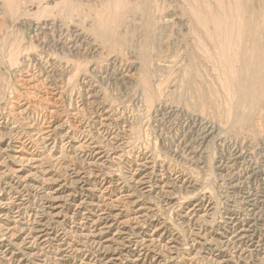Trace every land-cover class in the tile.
<instances>
[{"label": "rangeland", "instance_id": "obj_1", "mask_svg": "<svg viewBox=\"0 0 264 264\" xmlns=\"http://www.w3.org/2000/svg\"><path fill=\"white\" fill-rule=\"evenodd\" d=\"M215 1L221 4L219 5ZM229 1L230 3L227 0H0V264H106L107 260L116 252L122 253V259L117 264H215V259L220 260V257L230 259V264L259 263L260 260H263L261 258L264 257V246L254 253L247 252L245 254L237 250L234 245H229L222 252L215 245H211L206 252L202 250V245L198 243L196 236V233L201 231L216 243L221 238L219 233H223L226 228L227 213H232L236 218H242L239 221L240 225L242 223L245 226L252 225L251 213L247 207H244L241 198L247 193L254 197L264 190V0ZM7 4L13 5V13L9 12ZM230 5L231 8L228 9ZM24 6L26 7L24 8ZM217 6H224V8ZM219 8L225 11L222 12ZM228 10H231L232 14ZM234 11H238V14H234ZM203 14L207 19L206 25L199 21L200 17L204 18ZM214 16L221 20L229 17L227 18L228 22L225 21L226 25L223 24L217 29L218 25ZM44 21L55 23L57 28L50 27L51 30L46 31V35L43 33L37 35L35 29L38 24H42ZM202 24L205 26L204 28ZM231 27L232 29L234 27L233 31ZM236 28L238 30L241 28V30L237 32ZM235 35L236 37L240 36L241 42ZM51 38L52 40H50ZM58 39L64 43L59 44ZM230 40L234 53L240 54L237 55L238 58H234L235 54L232 57L227 55H225L226 58L223 57V47H228ZM28 51L29 53H27ZM244 53L247 54L244 56ZM10 59H12L11 62ZM229 61H232L233 66L236 65L234 73L232 72L233 75L230 71H224L226 67L230 66ZM51 62L52 64H50ZM53 64L55 66H52ZM219 64L221 65L219 66ZM72 72L73 76H70ZM218 73L219 75H217ZM133 74H136V77H133ZM29 77L32 78V82L27 81ZM84 78L93 85L92 94L96 95L94 100H97V104L92 105L86 98H83L86 91L81 81ZM226 78H230L229 85L224 84ZM241 83L244 85L240 86ZM131 85L133 86L130 87ZM156 85L158 88L155 87ZM221 87H223L222 90ZM148 88L156 92V98L150 102L146 101L149 102L148 104L139 102V97L147 93ZM158 89L160 93H158ZM53 91L54 93H52ZM103 100L106 106L112 107L116 116L120 117V121L118 126L115 124L108 130V134L105 130H102L101 134L98 131L100 136L97 137L95 132H97L98 126L96 125L97 128H95L94 121L102 111L99 105ZM53 104L55 105L53 106ZM138 104L140 105L138 106ZM137 124L139 127L136 126ZM31 125L37 129L40 128L41 132L47 130L49 125H52L53 128L58 127L59 130L53 135L54 140L59 141L63 135H66L73 137L74 141H80V144L81 142L84 144L95 142L110 154L109 161L103 164L105 166L99 167V169H103L99 176L93 172L89 174L91 170L87 162L95 160L96 157L93 153L72 151L73 149H70L68 143L70 137H63L64 141L58 143L57 150H51L53 142L46 150L40 140L31 137L29 133ZM189 126L194 129L197 135L203 129L212 131L211 136L207 138L208 140L206 139L207 141H201L197 137V141L194 143V147L198 149L196 155L186 153L181 140H179ZM110 135L117 138L113 139ZM125 135L129 139L131 138L130 141H133L126 144L122 152L117 151V154H113L117 150L116 146L122 145L124 141L127 142L128 139ZM144 137L147 139L145 140ZM23 144L27 147L24 148ZM170 149L172 150L170 151ZM155 151L156 153H154ZM234 154L242 156L237 166L239 175L243 177L248 173L252 175L251 179L243 185L244 187L242 186L236 193L229 189L227 183L229 179L226 177L224 169ZM14 155L27 158L44 156L42 163L45 166L41 163L40 167L34 168L30 162L27 163L21 159L18 161ZM52 158L54 159L52 160ZM145 159L153 162L157 160L156 165H163L167 178H165V183L167 182L166 185L169 187L166 186L164 191L155 189L150 194L143 196L136 194V197L131 200H136V203L121 201L120 203L114 202V206H108L107 209L116 215V219L113 220V225L110 228L96 233V242L93 244L94 242H91V239L86 235L88 231L85 230L87 226L83 220L84 211H77L76 205L84 196L78 184L71 183L73 172L81 168L80 172H85L90 176L93 188L104 190L109 186L105 198L115 200L120 191L134 192L133 188L127 186L124 178L132 175L139 164L145 162ZM17 170L19 173H16ZM30 172H32L31 176ZM28 183L35 184V188L31 189ZM42 188L48 193L51 192V195L44 200L40 195ZM69 194L71 195L68 196ZM96 198L97 196H92V199ZM42 202H46V205L51 209L57 208L52 212L56 217L46 216V222L52 228L51 231L54 232L55 238L40 247L36 244V240L35 243L30 241L28 230H23L19 225L15 227V224L5 219L3 214L6 212L15 213L20 209L21 216H24L25 220L31 221V216H28L30 210L38 207ZM200 204L207 210H203ZM140 206L145 208L144 215L135 219ZM185 213L188 214L186 219L182 217ZM120 220L122 221L120 222ZM192 220L193 222H191ZM6 223L9 224L10 230H7ZM120 228H124L133 237H135V233L142 231L144 235H150L153 242L149 244L127 242L129 247L124 249L120 242L123 239L125 241L124 236L116 234ZM256 236L257 238L258 236L263 237L264 230L257 228Z\"/></svg>", "mask_w": 264, "mask_h": 264}, {"label": "bare ground", "instance_id": "obj_2", "mask_svg": "<svg viewBox=\"0 0 264 264\" xmlns=\"http://www.w3.org/2000/svg\"><path fill=\"white\" fill-rule=\"evenodd\" d=\"M86 1V0H85ZM90 1V0H89ZM224 1V0H223ZM229 3H230V1L229 0H227ZM238 1V0H237ZM242 1V0H241ZM20 2V1H19ZM82 2V1H81ZM84 2V1H83ZM88 2V1H87ZM210 2V1H209ZM209 2H208V4H209ZM216 2V1H215ZM218 2V1H217ZM216 2V3H217ZM226 2V1H225ZM233 2H234V0H233ZM5 3V2H4ZM7 3V2H6ZM155 3H156V1H155ZM193 4H197V5H199L198 3H195V2H192ZM236 3V5H237V2H235ZM26 4V3H25ZM27 4H29V3H27ZM40 5H41V3H39ZM189 4H190V2H189ZM217 4H219V3H217ZM221 4V3H220ZM219 4V5H220ZM5 5V7H6V4H4ZM205 5H206V2H205ZM216 5V4H215ZM28 6V5H27ZM188 6V5H187ZM224 6H225V4H224ZM224 6H222L223 8H224ZM233 6V5H232ZM7 7L10 9L9 10V12L10 13H13L14 12V8H13V5H10V4H7ZM26 6H24V8H25ZM137 7V6H136ZM178 7V6H177ZM204 7H206V6H204ZM203 7V8H204ZM217 7H220V8H222L221 6H217ZM238 7V6H237ZM184 8V7H183ZM190 8V7H189ZM197 8V7H196ZM213 8V7H212ZM219 8V10L221 11L222 9H220ZM229 8H231V5L230 6H228V9ZM3 9V8H2ZM27 9V8H26ZM188 9V8H187ZM194 9V8H193ZM198 9V8H197ZM196 9V10H197ZM208 9V7L206 8V10ZM239 9V8H238ZM237 9V10H238ZM4 10V9H3ZM8 10V9H7ZM23 10V9H22ZM115 10V9H114ZM113 10V11H114ZM117 10V9H116ZM189 10V9H188ZM209 10H210V8H209ZM236 10V9H235ZM245 10V9H244ZM38 11V10H37ZM180 11V10H179ZM192 11V10H191ZM210 11H212V10H210ZM210 11H208V12H210ZM225 10H222V12H224ZM229 11V10H228ZM231 11V10H230ZM229 11V12H230ZM239 11V10H238ZM238 11L236 12V11H234L235 13L234 14H238ZM207 12V13H208ZM243 12V11H242ZM16 13V12H15ZM140 13H142V12H140ZM184 13V12H183ZM217 13V12H216ZM231 13V12H230ZM103 14V13H102ZM191 14V13H190ZM194 14V13H193ZM200 14H201V12H200ZM217 14H219V13H217ZM232 14V13H231ZM231 14H229V15H231ZM236 14V15H237ZM204 15V14H203ZM211 15V14H210ZM235 15V16H236ZM239 15H240V13H239ZM239 15H238V17H239ZM2 16V15H1ZM75 16V15H74ZM138 16V15H137ZM195 16V15H194ZM194 16H193V18H194ZM198 16H200V15H198ZM216 16V15H215ZM214 16V20H215V22H216V24L218 25V27H217V29L219 28V26H222L223 24H225L226 22L225 21H227L228 22V20H227V18H229V17H225L224 19L225 20H221V19H219V18H217V17H215ZM219 16V15H218ZM225 16H227V15H225ZM232 16V15H231ZM36 17V16H35ZM85 17V16H84ZM220 17V16H219ZM233 17V16H232ZM238 17H236V18H238ZM244 17V16H243ZM55 18V17H54ZM197 19H198V17H196ZM195 18V19H196ZM211 18V17H210ZM231 18V17H230ZM240 18V17H239ZM10 20V19H9ZM78 20V19H77ZM138 20V19H137ZM199 20V19H198ZM207 19H206V16L204 15V18L203 17H200V22L201 23H203L204 25H206L205 23H207V21H206ZM238 20H240V19H238ZM32 21H34V20H32ZM139 21V20H138ZM232 22H233V20H231ZM240 21H242V20H240ZM31 22V21H30ZM38 22V21H37ZM76 22V21H75ZM198 22V21H197ZM234 22H235V20H234ZM31 23H33V22H31ZM30 23V24H31ZM106 23V22H105ZM239 23V22H238ZM34 24V23H33ZM202 24V25H203ZM211 24V23H210ZM232 24H234V23H232ZM241 24V23H240ZM2 25V24H1ZM82 25V24H81ZM202 26L203 28L205 27V26ZM226 25V24H225ZM30 26V25H29ZM104 26H106V25H104ZM215 26H213L214 28H215ZM234 26V25H233ZM50 27H56V25H55V23H50V22H48V21H44L42 24L40 23V24H38V26L36 27V32H37V35H39V34H42L43 33V35L45 34L46 35V31L48 32L49 30H51V28ZM199 27H200V24H199ZM224 27V26H223ZM240 27V26H239ZM241 27H242V25H241ZM57 28V27H56ZM98 28V27H97ZM221 28V27H220ZM30 29V28H29ZM32 29V28H31ZM30 29V30H31ZM207 29V28H206ZM216 29V30H217ZM225 29V28H224ZM233 29H234V27H233ZM233 29H232V27H231V30L233 31ZM61 30V29H60ZM76 30V29H75ZM143 30V29H142ZM227 30V29H226ZM239 30H241V28H239ZM239 30L236 28V31L237 32H239ZM34 31V30H33ZM99 31V30H98ZM220 31H221V29H220ZM52 32H53V29H52ZM62 32V31H61ZM224 32H225V30H224ZM227 32V31H226ZM241 32V31H240ZM161 33V32H160ZM203 33H205V32H203ZM206 33H207V31H206ZM217 33V32H216ZM230 33V32H229ZM244 33V32H243ZM48 34V33H47ZM63 34H65V33H63ZM103 34V33H102ZM105 34V33H104ZM207 34H209V33H207ZM218 34V33H217ZM226 34V33H225ZM224 34V35H225ZM244 34H246V33H244ZM52 35V34H51ZM54 35V34H53ZM32 36V35H31ZM49 36V35H48ZM197 36V35H196ZM230 36V35H229ZM52 37V36H51ZM61 37V36H60ZM205 37H207V36H205ZM217 38H218V36H216ZM235 37H236V35H235ZM240 36H237L236 38H238L237 40H239L240 41V38H239ZM47 38V37H46ZM53 38V37H52ZM52 38L50 39V40H52ZM57 38V37H56ZM68 38V37H67ZM78 38V37H77ZM82 38V37H81ZM198 38V37H197ZM196 38V39H197ZM225 39H226V36L224 37ZM76 39V38H75ZM211 39H213V37H211ZM210 39V40H211ZM41 40V39H40ZM59 40V39H58ZM63 40H64V38H63ZM77 40V39H76ZM105 40V39H104ZM208 40V39H207ZM231 40H232V38H231ZM231 40L229 41L230 42V44L228 45V47H223V51H224V56H223V53H222V56L223 57H225V55H227V56H229V57H232L233 56V54H235L234 53V51H233V49H232V47H231ZM236 40V39H235ZM39 41V40H38ZM42 41H43V39H42ZM48 41V40H47ZM67 41V40H66ZM200 41V40H199ZM204 41V40H203ZM209 41V40H208ZM228 41V40H227ZM50 42V41H49ZM59 44H62V40H59V41H57ZM56 42V43H57ZM86 42H87V40H86ZM196 42H198V41H196ZM205 42V41H204ZM225 42H226V40H225ZM241 42V41H240ZM240 42H238V44L240 45ZM10 43V42H9ZM14 43V42H13ZM20 43H22V42H20ZM48 43V42H47ZM54 43V42H53ZM56 43H55V45H56ZM64 43V42H63ZM78 43H80V42H78ZM108 43V42H107ZM201 43V42H200ZM211 44H212V41L210 42ZM217 43H218V41H217ZM220 43H222L221 41H220ZM17 44V43H16ZM43 44H44V42H43ZM81 44V43H80ZM204 45L206 44V43H203ZM234 44V43H233ZM17 45H20V44H17ZM47 45H49V44H47ZM65 45V44H64ZM70 45V44H69ZM73 45V44H72ZM90 45V44H89ZM155 45V44H154ZM200 45H202V44H200ZM236 45V44H235ZM41 46H42V44H41ZM53 46V45H52ZM97 46V45H96ZM197 46V45H196ZM216 46V45H215ZM14 47H16V46H14ZM20 47V46H19ZM29 47V46H28ZM51 47V46H50ZM53 47H55V46H53ZM61 47V46H60ZM72 47H74V45L72 46ZM78 47V46H77ZM90 47V46H89ZM206 47H208V46H206ZM236 47V46H235ZM234 47V48H235ZM85 48V47H84ZM136 48V47H135ZM175 48V47H174ZM197 48V47H196ZM199 48V47H198ZM203 48H204V46H203ZM219 48H220V46H219ZM16 49V48H15ZM19 49V48H18ZM23 49V48H22ZM46 49V48H45ZM44 49V50H45ZM57 49V46H56V48H55V50ZM60 49V48H59ZM63 49H64V47H63ZM72 49V48H71ZM99 49V48H98ZM176 49V48H175ZM221 49H222V46H221ZM28 50V49H27ZM54 50V51H55ZM62 50V49H61ZM80 50V49H79ZM84 50V49H83ZM204 50V49H203ZM207 50V49H206ZM237 50V49H236ZM49 51V50H48ZM78 51V50H77ZM201 51V50H200ZM10 52V51H9ZM14 52V51H13ZM32 52V51H31ZM75 52V51H74ZM80 52V51H79ZM155 52V51H154ZM206 52H208V50L206 51ZM215 52L217 53V51L215 50ZM238 52V51H237ZM26 53V52H25ZM24 53V54H25ZM27 53H29V51L27 52ZM27 53H26V55H27ZM76 53V52H75ZM78 53V52H77ZM158 53V52H157ZM199 53H202V52H199ZM52 54V53H51ZM59 54V53H58ZM87 54V53H86ZM133 54V53H132ZM208 54V53H207ZM245 54H247V53H244V56H245ZM29 55V54H28ZM31 55H33L32 53H31ZM55 55V54H54ZM74 55V53L72 54V56ZM205 55V54H204ZM217 55V54H216ZM237 55H240V54H235V56H234V58L235 57H237ZM33 56H35V55H33ZM60 56V55H59ZM62 56V55H61ZM60 56V57H61ZM155 56V55H154ZM209 56H211L210 54H209ZM12 57H13V55H12ZM24 57V56H23ZM40 57V56H39ZM55 57V56H54ZM78 57V56H77ZM92 57V56H91ZM222 57V58H223ZM14 58V57H13ZM12 58V59H13ZM34 58V57H33ZM58 58V57H57ZM130 58V57H129ZM205 58V57H204ZM226 58V57H225ZM238 58V57H237ZM12 59H10V62H11V60ZM24 59V58H23ZM70 59V58H69ZM114 59V58H113ZM8 60H9V58H8ZM27 60V59H26ZM61 60V59H60ZM60 60H58V61H60ZM65 60V59H64ZM71 60V59H70ZM213 60H215L214 58H213ZM223 60H225L224 58H223ZM227 60V59H226ZM230 60V59H229ZM231 60H234V59H231ZM236 60V59H235ZM40 61V60H39ZM45 61V60H44ZM50 61V60H49ZM211 61V60H210ZM220 61V60H219ZM218 61V62H219ZM238 61V60H237ZM9 62V63H10ZM22 62V61H21ZM26 62V61H25ZM31 62V61H30ZM36 62V61H35ZM54 62V61H53ZM80 62V61H79ZM120 62V61H119ZM151 62V61H150ZM215 62V61H214ZM22 63H24V62H22ZM78 63V62H77ZM195 63V62H194ZM226 63H227V61H226ZM229 63H230V66L229 67H224L225 68V70L224 71H226V72H229L230 71V73L232 74V72L234 73V69H236V68H234V66H236V65H234L233 66V64H232V61L230 62L229 61ZM30 64V63H29ZM29 64H28V66H29ZM32 64V63H31ZM50 64H52V62L50 63ZM58 64V63H57ZM60 64V63H59ZM95 64V63H94ZM117 64V63H116ZM216 64V63H215ZM228 64V63H227ZM45 65V64H44ZM49 65V64H48ZM103 65V64H102ZM213 65V64H212ZM221 64H219V66H220ZM17 66V65H16ZM27 66V65H26ZM27 66V67H28ZM42 66V65H41ZM52 66H55L54 64L52 65ZM78 66V65H77ZM83 66V65H82ZM97 66V65H96ZM111 66V65H110ZM117 66V65H116ZM132 66V65H131ZM151 66V65H150ZM201 66V65H200ZM18 67V66H17ZM107 67V66H106ZM123 67V66H122ZM214 67V66H213ZM58 68H60V67H58ZM79 68H81L80 66H79ZM124 68V67H123ZM129 68V67H128ZM220 68H222V67H220ZM25 69V68H24ZM57 69V68H56ZM70 69V68H69ZM72 69V68H71ZM92 69V68H91ZM94 69V68H93ZM92 69V70H93ZM127 69V68H126ZM203 69V68H202ZM39 70V69H38ZM73 70V69H72ZM91 70V71H92ZM115 70V69H114ZM135 70V69H134ZM152 70V69H151ZM216 71H217V69H215ZM27 73H28V71L27 70H25ZM45 71V70H44ZM67 71V70H66ZM74 71V70H73ZM76 71H78L77 69H76ZM118 71V70H117ZM133 71V70H132ZM153 71V70H152ZM159 71V70H158ZM222 71V70H221ZM236 71V70H235ZM24 72V71H23ZM48 72V71H47ZM46 72V73H47ZM52 72H53V70H52ZM64 72V71H63ZM119 72V71H118ZM137 72H138V69H137ZM223 72V71H222ZM34 73V72H33ZM39 73V72H38ZM55 73V72H54ZM69 73V72H68ZM78 73V72H77ZM76 73V74H77ZM105 73V72H104ZM108 73V72H107ZM110 73V72H109ZM133 73V72H132ZM217 73V72H216ZM216 73H215V76H216ZM230 73H228V75H230ZM57 74V73H56ZM70 74V73H69ZM72 75H70V76H73V72L71 73ZM76 74H75V76H76ZM112 74V73H111ZM123 74V73H122ZM153 74V73H152ZM188 74V73H187ZM243 74V73H242ZM24 75V74H23ZM31 75V74H30ZM54 75V74H53ZM59 75H60V73H59ZM91 75V74H90ZM104 75V74H103ZM114 75V74H113ZM123 75H125V74H123ZM136 74H133V77H136L135 76ZM141 75V74H140ZM217 75H219V73L217 74ZM222 75V74H221ZM223 75H224V72H223ZM233 75V74H232ZM48 76V75H47ZM56 76H58V75H56ZM66 76V75H65ZM92 76V75H91ZM98 76V75H97ZM104 76H106V75H104ZM116 76V75H115ZM32 77V76H31ZM45 77V76H44ZM44 77H43V82L45 81L44 80ZM49 77H51V76H49ZM82 77V76H81ZM84 77V76H83ZM100 77V76H99ZM108 77V76H107ZM110 77V76H109ZM108 77V78H109ZM113 77V76H112ZM118 77V76H117ZM116 77V78H117ZM128 77V76H127ZM132 77V76H131ZM219 77V76H218ZM223 77V76H222ZM20 78V77H19ZM72 78V77H71ZM70 78V79H71ZM89 78V77H88ZM92 78H93V76H92ZM104 78V77H103ZM115 78V77H114ZM121 77H119V79H120ZM217 78V77H216ZM220 78V77H219ZM249 78V77H248ZM36 79V78H35ZM62 79V78H61ZM105 79V78H104ZM113 79V78H112ZM122 79V78H121ZM127 79V78H126ZM221 79V78H220ZM229 79L230 78H226L225 79V82H224V84L225 85H229ZM24 80H26V79H24ZM34 80V79H33ZM101 80H103V79H101ZM222 80V79H221ZM21 81V80H20ZM19 81V82H20ZM27 81H29V82H32V78H27ZM105 81V80H104ZM115 81V80H114ZM128 81V80H127ZM126 81V82H127ZM131 81H134V80H131ZM130 81V82H131ZM145 81V80H144ZM182 81V80H181ZM35 82V81H34ZM62 82V81H61ZM70 82H72V81H70ZM81 82H83V84H84V87H85V93H84V95H85V97H83V98H86V100L87 101H89V103L90 104H92V105H94V103L95 104H97L96 103V101L97 100H94L95 99V96L96 95H93L92 94V90L94 91V89H93V85L92 84H90L89 83V81H88V79L86 80V78H84V80L83 81H81ZM122 82V81H121ZM121 82H119V83H121ZM146 82V81H145ZM144 82V83H145ZM153 82V81H152ZM23 83H24V81H23ZM54 83V82H53ZM118 83V82H117ZM127 83H129V82H127ZM132 83V82H131ZM143 83V84H144ZM163 83H166V81L164 82L163 81ZM28 84V83H27ZM40 85H41V83H39ZM52 84V83H51ZM94 84V83H93ZM104 84V83H103ZM122 84V83H121ZM120 84V85H121ZM160 84V83H159ZM221 84H222V82H221ZM34 85V84H33ZM37 85H38V83H37ZM56 85V84H55ZM60 85V84H59ZM63 85V84H62ZM123 85V84H122ZM126 85V84H125ZM134 85V84H133ZM133 85H131L130 87H132ZM223 85V84H222ZM221 85V86H222ZM242 85H244L243 83H241V85L240 86H242ZM29 86H31V85H29ZM28 86V87H29ZM46 86V85H45ZM57 86V85H56ZM64 86V85H63ZM81 86V85H80ZM127 86V85H126ZM163 86V85H162ZM236 86V85H235ZM6 87V86H5ZM26 87V86H25ZM34 87V86H33ZM35 87H36V84H35ZM50 87V86H49ZM125 87V86H124ZM155 87H157V85L155 86ZM161 87V86H160ZM52 88V87H51ZM67 88V87H66ZM158 88V87H157ZM199 88V87H198ZM240 88V87H239ZM46 89V88H45ZM49 89V88H48ZM103 89H105V88H103ZM149 89V88H148ZM223 89V87H221V90ZM237 89H238V86H237ZM236 89V90H237ZM250 89V88H249ZM39 90V89H38ZM84 90V89H83ZM125 90H127V89H125ZM124 90V91H125ZM233 90V89H232ZM248 90V89H247ZM15 91V90H14ZM47 91H49V90H47ZM51 91V90H50ZM196 91V90H195ZM16 92V91H15ZM51 93V92H50ZM52 93H54V91L52 92ZM51 93V94H52ZM62 93V92H61ZM100 93V92H99ZM103 93V92H102ZM128 93V92H127ZM132 93V92H131ZM143 93V92H142ZM158 93H160V91H159V89H158ZM226 93V92H225ZM229 93V92H228ZM45 94H47V93H45ZM110 94V93H109ZM112 94V93H111ZM129 95H131L130 93H128ZM141 94V93H140ZM139 94V95H140ZM103 95V94H102ZM128 95V96H129ZM138 95V96H139ZM159 95H161V94H159ZM210 95V94H209ZM228 95V94H227ZM124 96V95H123ZM142 97H139V99H140V101L139 102H146V101H149L150 102V100H154L155 98H156V92L155 91H153L152 89H149L148 91H147V93H144V94H142L141 95ZM226 96V95H225ZM230 96V95H229ZM245 96V95H244ZM101 97V96H100ZM119 97V96H118ZM178 97H180V96H178ZM14 98V97H13ZM21 98H22V96H21ZM80 98V97H79ZM120 98H122L121 96H120ZM63 99V98H62ZM112 99V98H111ZM229 99V98H228ZM60 100V99H59ZM110 100V99H109ZM124 100V99H123ZM137 100V99H136ZM72 101V100H71ZM166 101V100H165ZM225 101V100H224ZM17 102V101H16ZM63 102V101H62ZM75 102V101H74ZM83 102H85V101H83ZM99 102V101H98ZM149 102H146L145 104H148ZM230 102V101H229ZM29 103H30V101H29ZM38 103V102H37ZM134 103H136V102H134ZM231 103V102H230ZM78 104V103H77ZM110 104V103H109ZM141 104V103H140ZM140 104H138V106L140 105ZM164 104V103H163ZM32 105H34V104H32ZM55 104H53V106H54ZM58 105V104H57ZM68 105H70V104H68ZM114 105V104H113ZM174 105V104H173ZM19 106V105H18ZM29 106V105H28ZM35 106V105H34ZM38 106V105H37ZM76 106V105H75ZM110 106V105H109ZM134 106H135V104H134ZM143 106V105H142ZM164 106V105H163ZM226 106V105H225ZM228 106V105H227ZM11 107V106H10ZM99 107L100 108H102V111L99 113V115L96 117V119H95V128H97L96 127V125L98 126V128H97V132H95V133H97V137H99L100 135H99V133L101 134L102 132V130H105V132L108 134V130L113 126V125H115V124H117V126H118V122L120 121V117L119 116H116V114L113 112V110L110 108V107H108V105L106 106L105 105V102H104V100L102 101V103H100V105H99ZM116 107V106H115ZM114 107V108H115ZM146 107H148V106H146ZM173 107H175V106H173ZM9 108V107H8ZM14 108V107H13ZM26 108H28V107H26ZM36 108V107H35ZM69 108V107H68ZM74 108V107H73ZM113 108V109H114ZM117 108V107H116ZM141 108V107H140ZM46 109V108H45ZM94 109V108H93ZM147 109V108H146ZM176 109V108H175ZM182 109V108H181ZM23 110V109H22ZM21 110V111H22ZM58 110V109H57ZM61 110V109H60ZM137 110V109H136ZM148 110V109H147ZM25 111V110H24ZM75 111V110H74ZM115 111V110H114ZM122 111H123V109H122ZM131 111V110H130ZM141 111V110H140ZM139 111V112H140ZM164 111V110H163ZM231 111H233V110H231ZM19 112V111H18ZM49 112H50V110H49ZM48 112V113H49ZM124 112V111H123ZM134 112V111H133ZM138 112V113H139ZM145 112V111H144ZM164 112H166V111H164ZM180 112V111H179ZM15 113H17V112H15ZM44 113V112H43ZM51 113V112H50ZM58 113V112H57ZM81 113V112H80ZM90 113V112H89ZM98 113V112H97ZM148 113V112H147ZM155 113H156V111H155ZM160 113V112H159ZM163 113V112H162ZM176 113V112H175ZM230 113V112H229ZM233 113V112H232ZM11 114V113H10ZM14 114V113H13ZM52 114V113H51ZM145 114V113H144ZM234 114H235V112H234ZM233 114V115H234ZM28 115V114H27ZM49 115V114H48ZM82 115V114H81ZM91 115V114H90ZM20 116V115H19ZM33 116V115H32ZM51 116V115H50ZM54 116H56V115H54ZM83 116V115H82ZM121 116H122V114H121ZM137 116V115H136ZM165 116V115H164ZM175 116H177V115H175ZM174 116V117H175ZM186 116V115H185ZM16 117V116H15ZM31 117V116H30ZM66 117V116H65ZM74 117H75V115H74ZM85 117V116H84ZM88 117V116H87ZM128 117V116H127ZM137 117H139V116H137ZM190 117V116H189ZM5 118V117H4ZM22 118V117H21ZM76 118V117H75ZM81 118V117H80ZM155 118H157V117H155ZM6 119H8V118H6ZM31 119V118H30ZM44 119V118H43ZM50 119V118H49ZM52 119V118H51ZM90 119V118H89ZM231 119V118H230ZM24 120V119H23ZM47 120V119H46ZM59 120V119H58ZM80 120V119H79ZM125 120V119H124ZM130 120H131V117H130ZM160 120V119H159ZM171 120V119H170ZM189 120V119H188ZM200 120V119H199ZM44 121V120H43ZM42 121V122H43ZM63 121H65V120H63ZM128 121V120H127ZM191 121V120H190ZM233 121V120H232ZM24 122V121H23ZM56 122V121H55ZM74 122V121H73ZM72 122V123H73ZM148 122V121H147ZM193 122H194V120H193ZM192 122V123H193ZM44 123V122H43ZM46 123H48V122H46ZM61 123V122H60ZM80 123V122H79ZM132 123H134V122H132ZM161 123H163V122H161ZM169 123V122H168ZM200 123V122H199ZM199 123H198V125H199ZM220 123V122H219ZM232 123H234V122H232ZM32 124V123H31ZM123 124V123H122ZM139 124V123H138ZM138 124L136 125V126H138ZM158 124H160L159 122H158ZM184 124V123H183ZM64 125V124H63ZM147 125V124H146ZM204 125V124H203ZM217 125H219V124H217ZM224 125V124H223ZM1 126V125H0ZM26 126V125H25ZM43 126V125H42ZM45 126V125H44ZM69 126V125H68ZM91 126V125H90ZM121 126V125H120ZM125 126V125H124ZM128 126V125H127ZM133 126V125H132ZM145 126V125H144ZM154 126H156V125H154ZM164 126V125H163ZM172 126V125H171ZM19 127V126H18ZM28 127V126H27ZM40 127V126H39ZM64 127V126H63ZM77 127V126H76ZM139 127V126H138ZM138 127H136L137 128V130H138ZM157 127H159V126H157ZM173 127V126H172ZM207 127V126H206ZM211 127V126H210ZM13 128V127H12ZM22 128V127H21ZM29 133H30V135H31V137L32 138H34L35 140H40L41 141V145H43L44 146V148L47 150L48 148H50V145L52 144V142H53V144H52V151L54 150H57L56 149V147H58L59 145H58V143L60 142L61 143V141H64V138L63 137H70V136H62L61 137V139L58 141L57 139H55L54 140V138H53V135H55L56 134V131H58L59 130V128L58 127H54L53 128V126L52 125H49L48 127H47V130L45 129L43 132H41V130H39V129H37V128H35L33 125H31V126H29ZM144 128H146V127H144ZM159 128H161V127H159ZM168 128V127H167ZM166 128V129H167ZM126 129V128H125ZM125 129H124V131H125ZM142 129V128H141ZM154 129V128H153ZM156 129V128H155ZM180 129V128H179ZM182 129H184V128H182ZM202 129V128H201ZM80 130V129H79ZM122 130V129H121ZM157 130V129H156ZM162 130V129H161ZM160 130V131H161ZM28 131V130H27ZM83 131V130H82ZM98 131H99V133H98ZM155 131V130H154ZM153 131V132H154ZM217 131H219L218 129H217ZM1 132V131H0ZM5 132V131H4ZM104 132V131H103ZM111 132V131H110ZM119 132V131H118ZM138 132V131H137ZM152 132V133H153ZM163 132V131H162ZM197 132V131H196ZM11 133V132H10ZM66 133V132H65ZM76 133V132H75ZM80 133V132H79ZM78 133V134H79ZM125 133V132H124ZM136 133V132H135ZM142 133V132H141ZM156 133V132H155ZM160 133V132H159ZM164 133V132H163ZM182 133V132H181ZM211 133H212V131L211 130H208V129H203V131L201 130V132L197 135V134H195V132H194V129H191L190 128V126H189V128L188 129H185V134L183 135V137L181 138V139H179V140H181L180 142H181V144L183 145V148L186 150V153H188V154H192V155H196L197 154V152H198V149L197 148H195L194 147V143H196V141H197V137H199L200 139H201V141H204V140H206L209 136H211ZM1 134V133H0ZM5 134H6V132H5ZM17 134V133H16ZM15 134V135H16ZM84 134V133H83ZM94 134V133H93ZM133 134V133H132ZM147 134V133H146ZM149 134V133H148ZM169 134V133H168ZM180 134V133H179ZM7 135H8V133H7ZM25 135V134H24ZM59 135V134H58ZM70 135V134H69ZM117 135H119V134H117ZM135 135V134H134ZM138 135V134H137ZM144 136H145V133L143 134ZM18 136V135H17ZM22 136V135H21ZM80 136V135H79ZM111 136V135H110ZM126 136V135H125ZM133 136V135H132ZM182 136V135H181ZM25 137V136H24ZM58 137H60V136H58ZM86 137V136H85ZM124 137V136H123ZM122 137V138H123ZM127 137V136H126ZM165 137V136H164ZM167 137V136H166ZM175 137V136H174ZM18 138H19V136H18ZM57 138V137H56ZM83 138V137H82ZM111 138H113V139H116L117 137H114V136H111ZM133 138V137H132ZM160 138V137H159ZM163 138V137H162ZM67 139V138H66ZM127 142H125L124 141V143L122 144V145H118V146H116L115 147V149H117L116 151H115V153H113V154H117V151H120V152H122L123 151V149H124V146L126 145V144H128V143H130V142H132L133 140H131L130 141V139H129V137H127ZM134 139V138H133ZM144 139H145V137H144ZM147 139V138H146ZM145 139V140H146ZM150 139V138H149ZM161 139V138H160ZM165 139V138H164ZM224 139V138H223ZM17 140V139H16ZM33 140V139H32ZM53 140V141H52ZM75 139L73 138V137H70V140L68 141V143H69V147H70V149L72 150V151H76L75 153H81V152H85V151H90V153H93L94 155H95V160H91V161H88L87 162V165L90 167V170H91V173H89V174H92V172L93 173H95L96 174V176H99L100 174H101V171L103 170V169H99V167H101L103 164H106L108 161H109V158H110V154L109 153H106L105 152V150H103L102 149V146H99L98 144H96L95 142H89V143H87V144H84V143H82L81 142V144L79 143L80 141H74ZM83 140V139H82ZM123 140V139H122ZM153 140H154V138H153ZM199 140V139H198ZM208 140V139H207ZM206 140V141H207ZM210 140V139H209ZM222 140V139H221ZM40 141H37V142H40ZM67 141V140H66ZM106 141H108V140H106ZM137 141H138V139H137ZM155 141V140H154ZM154 141H152V142H154ZM239 141V140H238ZM13 142V141H12ZM33 142V141H32ZM86 142V141H85ZM114 142V141H113ZM144 142V141H143ZM161 142V141H160ZM164 142V141H163ZM169 142V141H168ZM167 142V143H168ZM179 142V143H180ZM36 143V142H35ZM64 143V142H63ZM100 143V142H99ZM158 143V142H157ZM176 143H178V142H176ZM200 143V142H199ZM229 143V142H228ZM25 144V143H24ZM22 145L24 148H26L27 146L26 145ZM36 144H38V143H36ZM67 144V143H66ZM135 144V143H134ZM166 144V143H165ZM170 144V143H169ZM174 144V143H173ZM21 145V144H20ZM33 145V144H32ZM61 145V144H60ZM136 145V144H135ZM138 145V144H137ZM149 145V144H148ZM197 145H199V144H197ZM218 145V144H217ZM227 145V144H226ZM31 146V145H30ZM39 146V145H38ZM114 146V145H113ZM133 146V145H132ZM176 146V145H175ZM200 146V145H199ZM18 147V146H17ZM22 147V148H23ZM41 147V146H40ZM106 147V146H105ZM143 147V146H142ZM174 147V146H173ZM182 147V146H181ZM221 147V146H220ZM256 147V146H255ZM7 148V147H6ZM11 148V147H10ZM19 148V147H18ZM24 148H23V151H24ZM37 148V147H36ZM63 148V147H62ZM133 148V147H132ZM147 148V147H146ZM152 148H154V147H152ZM165 148V147H164ZM177 148V147H176ZM204 148H205V146H204ZM208 148V147H207ZM206 148V149H207ZM251 148V147H250ZM9 149V148H8ZM12 149V148H11ZM60 149V148H59ZM64 149V148H63ZM109 149V148H108ZM144 149V148H143ZM16 150V149H15ZM20 150V149H19ZM65 150V149H64ZM156 150V149H155ZM172 149H170V151H171ZM180 150V149H179ZM5 151V150H4ZM28 151H30V150H28ZM165 151V150H164ZM176 151V150H175ZM182 151V150H181ZM201 151V150H200ZM229 151V150H228ZM180 152V151H179ZM183 152V151H182ZM230 152H231V150H230ZM51 153V152H50ZM69 153H71V152H69ZM89 153V152H88ZM87 153V154H88ZM119 153V152H118ZM141 153V152H140ZM154 153H156V151L154 152ZM235 153V152H234ZM246 153V152H245ZM248 153V152H247ZM263 153V152H262ZM261 153V154H262ZM82 154H84L85 155V153H82ZM139 154V153H138ZM220 154V153H219ZM221 154H224V153H221ZM233 154V153H232ZM48 155V154H47ZM132 155V154H131ZM150 155V154H149ZM156 155V154H155ZM171 155V154H170ZM179 155V154H178ZM199 155V154H198ZM197 155V156H198ZM202 155V154H201ZM200 155V156H201ZM210 155H211V153H210ZM13 156V155H12ZM70 156V155H69ZM74 156H76V155H74ZM139 156V155H138ZM158 156H159V154H158ZM166 156V155H165ZM164 156V157H165ZM167 156H169V155H167ZM181 157H183L182 155H180ZM222 156V155H221ZM252 156V155H251ZM250 156V157H251ZM61 157V156H60ZM89 157H90V154H89ZM163 157V156H162ZM173 157H174V155H173ZM181 157H178V158H181ZM191 157V156H190ZM223 157V156H222ZM14 158L15 159H21V160H24V162H26L27 161V163L28 162H30L31 164H33V166H34V168H38V167H40V165H41V163H42V161L44 160V156L43 157H36V158H27V157H19V156H16V155H14ZM77 158V157H76ZM113 158V157H112ZM125 158V157H124ZM134 158V157H133ZM136 158V157H135ZM175 158H176V155H175ZM174 158V159H175ZM199 158V157H198ZM227 158H228V156H227ZM50 159H51V156H50ZM54 158H52V160H53ZM81 159V158H80ZM131 159V158H130ZM161 159V158H160ZM169 159V158H168ZM182 159H184V157L182 158ZM205 159V158H204ZM226 159V158H225ZM242 159V156H241V154H234V156H232L231 157V159L228 161V164L225 166V170H226V173H225V175H226V177H228V179H229V181L227 182L228 183V187H229V189L231 190V192H235L236 193V191H239V189L244 185V184H246L250 179H251V177H252V175H251V173H248V174H246V176L245 177H243V176H240L239 175V173H238V169H237V166H238V163L240 162V160ZM7 160V159H6ZM18 160V161H19ZM57 160V159H56ZM73 160V159H72ZM144 160V159H143ZM171 160V159H170ZM179 160V159H178ZM178 160H174V161H178ZM188 160V159H187ZM190 160V159H189ZM197 160V159H196ZM219 160V159H218ZM261 160V159H260ZM113 161V160H112ZM198 161V160H197ZM17 162V161H16ZM71 162V161H70ZM129 162V161H128ZM156 162H157V160H156ZM156 162H153L152 160H146L145 159V162H143V163H138L139 164V167H137L136 168V170H135V172L132 174V175H130V176H128V177H125L124 178V181L126 182V184H127V186H129L130 188H133V190H134V192L132 193V192H127L126 193V191H120V194L116 197V199L115 200H111L110 198L108 199V198H105L106 197V192H108V188H109V186L107 187V188H105L104 190L103 189H101V188H93V186H91V183H90V176H88V175H86V173L85 172H80L79 170L81 169H79V170H75L74 172H73V177H72V179H73V181L71 182V183H73V184H78V186H79V188L81 189V191H82V195L84 196L83 198H82V200L79 202L78 201V203H77V205H76V207H77V211L78 212H80V211H84V217H83V220L85 221H83L84 223H85V226H87V227H85L86 229L85 230H87L88 231V233H86V235L89 237V239H91V242H94L93 244H95V242H96V239H95V236H96V233L98 232V231H102L103 232V229H108V228H110L112 225H113V220L114 219H116V215H113L108 209H107V207L108 206H114V202H116V203H120L121 201H128V202H132V203H136V200H134V201H131V200H133L135 197H136V194H140V195H146V194H150L152 191H154L155 189H161V190H163L164 191V188L166 187V186H168V185H166V183H165V178H166V174H165V171L166 170H164V168H163V165L161 164V165H156ZM226 162V161H225ZM20 163H21V161H20ZM54 163V162H53ZM56 163V162H55ZM71 163H73V162H71ZM79 163V162H78ZM81 163V162H80ZM131 163V162H130ZM158 163V162H157ZM178 163V162H177ZM24 164V163H23ZM43 165H44V163H42ZM52 164V163H51ZM115 164V163H114ZM171 164V163H170ZM189 164H191V163H189ZM188 164V165H189ZM242 164V163H241ZM25 165H27L26 163H25ZM49 165V164H48ZM74 165V164H73ZM118 165V164H117ZM29 166H30V164H29ZM45 166V165H44ZM103 166H105V165H103ZM129 166V165H128ZM168 166V165H167ZM193 166V165H192ZM196 166V165H195ZM223 166V165H222ZM61 167H63V166H61ZM67 167V166H66ZM131 167V166H130ZM189 167H191V166H189ZM197 167V166H196ZM242 167V166H241ZM13 168V167H12ZM49 168V167H48ZM63 168H65V167H63ZM73 168H75V167H73ZM107 168V167H106ZM195 168V167H194ZM223 168V167H222ZM19 169V168H18ZM57 169V168H56ZM134 169V168H133ZM187 169V168H186ZM196 169H198V168H196ZM251 169V168H250ZM34 170V169H33ZM54 170V169H53ZM65 170V169H64ZM88 170V169H87ZM109 170V169H108ZM200 170V169H199ZM247 170V169H246ZM203 171V170H202ZM5 172V171H4ZM64 172H66V171H64ZM104 172V171H103ZM168 172H170V171H168ZM167 172V173H168ZM173 172V171H172ZM16 173H19V170H17L16 171ZM29 173V172H28ZM35 173V172H34ZM116 173V172H115ZM182 173V172H181ZM217 173H219V172H217ZM224 173V172H223ZM56 174V173H55ZM70 174V173H69ZM257 174V173H256ZM255 174V175H256ZM25 175V174H24ZM28 175V174H27ZM32 175V172H30V176ZM34 175H36V174H34ZM64 175H66V174H64ZM72 175V174H71ZM117 175V174H116ZM171 175V174H170ZM218 175V174H217ZM259 175V174H258ZM26 176V175H25ZM41 176V175H40ZM60 176V175H59ZM70 176V175H69ZM110 176V175H109ZM108 176V177H109ZM23 177V176H22ZM35 177V176H34ZM169 177H171V176H169ZM180 177V176H179ZM52 178V177H51ZM262 178V177H261ZM10 179V178H9ZM23 179V178H22ZM39 179V178H38ZM42 179V178H41ZM57 179V178H56ZM167 179V178H166ZM177 179V178H176ZM207 179V178H206ZM63 180V179H62ZM65 180V179H64ZM169 180V179H168ZM200 180V179H199ZM264 180V179H263ZM45 181V180H44ZM201 181V180H200ZM220 181V180H219ZM260 181V180H259ZM17 182V181H16ZM29 182V181H28ZM38 182V181H37ZM70 182V181H69ZM173 182V181H172ZM171 182V183H172ZM194 182V181H193ZM252 182V181H251ZM5 183H6V181H5ZM94 184V183H93ZM116 184V183H115ZM122 184V183H121ZM176 184V183H175ZM195 184V183H194ZM28 185H29V187H31V189H34L35 188V184H29L28 183ZM249 185V184H248ZM1 186H2V184H1ZM14 186V185H13ZM64 186V185H63ZM66 186V185H65ZM227 186V185H226ZM254 186V185H253ZM9 187V186H8ZM169 187V186H168ZM173 187V186H172ZM199 187V186H198ZM244 187V186H243ZM5 188V187H4ZM40 188V187H39ZM64 188H66V187H64ZM261 188V187H260ZM19 189V188H18ZM28 189V188H27ZM170 189V188H169ZM176 189V188H175ZM226 189V188H225ZM255 190V189H254ZM8 191V190H7ZM6 191V192H7ZM36 191V190H35ZM200 191V190H199ZM252 191V190H251ZM260 191V190H259ZM69 192V191H68ZM228 192H230V191H228ZM243 192V191H242ZM245 192V191H244ZM42 194H40L41 195V199L42 200H44L47 196H49V195H51V192L50 193H48V192H46V191H44V188H42V192H41ZM54 193V192H53ZM72 193V192H71ZM210 193V192H209ZM7 194V193H6ZM74 194V193H73ZM113 194V193H112ZM154 194V193H153ZM160 194V193H159ZM208 194V193H207ZM240 194V193H239ZM9 195V194H8ZM71 194H69L68 196H70ZM204 195V194H203ZM232 195H234L233 193H232ZM255 195V194H254ZM39 196V195H38ZM53 196V195H52ZM67 196V197H68ZM92 196H97V198L96 199H92ZM163 196H164V194H163ZM167 196V195H166ZM207 196V195H206ZM57 197V196H56ZM62 197V196H61ZM156 197V196H155ZM233 198H234V196H232ZM231 197V198H232ZM6 198V197H5ZM50 198V197H49ZM55 198V197H54ZM113 198V197H112ZM241 198V197H240ZM12 199V198H11ZM64 199H65V196H64ZM144 199V198H143ZM238 199V198H237ZM236 199V200H237ZM17 200V199H16ZM52 200V199H51ZM183 200V199H182ZM207 200V199H206ZM212 200V199H211ZM4 201V200H3ZM8 201V200H7ZM202 201V200H201ZM209 201V200H208ZM214 201V200H213ZM241 201H242V204H244L245 206L244 207H247L248 208V210L250 211V216H251V219H252V225H250V226H245V225H243V223H242V225H240V223H239V221H241V219L242 218H236L232 213H227V215H226V228H224V232L223 233H219L220 235H221V238H219L217 241H216V243H214L211 239H209L208 237H206V236H208V235H205V233H203V232H199L198 234L196 233V236H197V239H198V243H200L201 245H202V250L203 251H206V250H209L208 248H209V246H211V245H215L216 246V248L219 250V251H224L229 245H234L236 248H237V250H240L241 251V253H254L255 251H257L258 249H260L261 247H263L264 246V236L263 237H260V236H258V238H257V236H256V230H257V228H262L263 230H264V190L263 191H261L258 195H256V196H252L250 193H247L245 196H242V198H241ZM2 202V201H1ZM19 202V201H18ZM22 202V201H21ZM44 202V201H43ZM41 203L38 207H36V208H33L32 210H30V214L28 215V216H31V218H32V220L31 221H28V220H25L22 216H21V210L19 209L18 211H14L15 213H12V212H6V213H4L3 214V216H4V218L5 219H7L9 222H11V223H13V224H15V227H16V225H19V226H21L22 227V229L23 230H28L27 232H29V234H30V241L31 242H33V243H35V240H36V244L38 245V246H40V247H42V245H44L45 243H49L51 240L53 241L54 240V238H55V236H54V232L53 231H51L52 230V228H50L49 226H48V224H47V222H46V216H48V215H53L54 217H56V215L55 214H52V212L54 211V209L55 208H57V207H53L52 209H51V207H48L47 205H46V202L45 203ZM156 202V201H155ZM228 202V201H227ZM230 202V201H229ZM233 202V201H232ZM239 202V201H238ZM3 203V202H2ZM186 203V202H185ZM241 203V202H240ZM4 204H5V201H4ZM18 204H21V203H18ZM124 204H126V203H124ZM211 204V203H210ZM201 205V204H200ZM7 206V205H6ZM56 206V205H55ZM171 206H173V205H171ZM207 206V205H206ZM225 206V205H224ZM23 207V206H22ZM122 207V206H121ZM146 207V206H145ZM187 207V206H186ZM200 207V206H199ZM49 208V209H48ZM67 208V207H66ZM125 208V207H124ZM150 208V207H149ZM169 208V207H168ZM194 208V207H193ZM201 208H203V206L201 205ZM226 208H229V207H226ZM26 209V208H25ZM145 208H141V206H140V208L138 209L139 211H138V213L136 214L137 216L136 217H134L135 219L136 218H139V217H143V210H144ZM231 209V208H230ZM242 209V208H241ZM196 210V209H195ZM203 210H207L206 209V207H204L203 208ZM4 211V210H3ZM11 211V210H10ZM28 211V210H27ZM137 211V210H136ZM181 211V210H180ZM211 211V210H210ZM154 212V211H153ZM192 212H193V210H192ZM228 212V211H227ZM248 212V211H247ZM212 213V212H211ZM2 214V213H1ZM64 214V213H63ZM199 214V213H198ZM148 215V214H147ZM155 215V214H154ZM69 216V215H68ZM77 216V215H76ZM122 217V216H121ZM126 217V216H125ZM183 218H188V214L187 213H185L183 216H182ZM130 218V217H129ZM132 218V217H131ZM195 218V217H194ZM125 219V218H124ZM128 219V218H127ZM126 219V220H127ZM151 219V218H150ZM181 219V218H180ZM211 219V218H210ZM55 220V219H54ZM146 220V219H145ZM122 220H120V222H121ZM144 221V220H143ZM178 221V220H177ZM77 222V221H76ZM145 222V221H144ZM160 222H161V220H160ZM183 222V221H182ZM191 222H193V220L191 221ZM250 222V221H249ZM80 223V222H79ZM82 223V222H81ZM117 223V222H116ZM188 223V222H187ZM248 224V223H247ZM141 225V224H140ZM6 226H7V230H10V228H8L9 227V224H7L6 223ZM14 226V225H13ZM18 226V227H19ZM82 226V225H81ZM120 226V225H119ZM126 226V225H125ZM187 226V225H186ZM195 226V225H194ZM129 227V226H128ZM157 227V226H156ZM183 227V226H182ZM188 227V226H187ZM206 227V226H205ZM63 228V227H62ZM84 228V227H83ZM65 229V228H64ZM67 229V228H66ZM202 229V228H201ZM206 229V228H205ZM20 230V229H19ZM72 230V229H71ZM152 230V229H151ZM199 230V229H198ZM4 231V230H3ZM15 231V230H14ZM74 231V230H73ZM82 231V230H81ZM185 231V230H184ZM194 231V230H193ZM222 231V230H221ZM11 232H12V230H11ZM70 232V231H69ZM151 232V231H150ZM217 232V231H216ZM14 233V232H13ZM121 233V234H120ZM146 233V232H145ZM76 234V233H75ZM116 234H118V235H122V236H124V238H125V241H124V239H123V241H120V242H122V245H123V248L124 249H126L127 247H129V244L128 243H136V244H138V243H140V244H144V243H151V242H153V238H151L150 237V235H147V234H143L142 233V231H139V232H137V233H135V237H133V236H131L130 235V233L128 232V231H125V229L124 228H120V229H118V231L116 232ZM7 235V234H6ZM10 235V234H9ZM25 235V234H24ZM57 235V234H56ZM70 235V234H69ZM73 235V234H72ZM260 235V234H259ZM61 236V235H60ZM10 238V237H9ZM27 238V237H26ZM157 238V237H156ZM173 238V237H172ZM196 238V237H195ZM86 239V238H85ZM114 239V238H113ZM29 240V239H28ZM56 240V239H55ZM59 240V239H58ZM87 240V239H86ZM116 240V239H115ZM120 240V239H119ZM168 240V239H167ZM60 241V240H59ZM85 241V240H84ZM12 242V241H11ZM24 242V241H23ZM30 242V243H31ZM128 242V243H127ZM158 242V241H157ZM177 242V241H176ZM71 243V242H70ZM113 243H115V242H113ZM16 244V243H15ZM25 244V243H24ZM64 244H66V243H64ZM162 244V243H161ZM169 244V243H168ZM187 244H189V243H187ZM190 244H191V242H190ZM102 245V244H101ZM107 245V244H106ZM118 245V244H117ZM159 245V244H158ZM174 245V244H173ZM24 246V245H23ZM103 246H105V245H103ZM168 246V245H167ZM166 246V247H167ZM141 247V246H140ZM169 247V246H168ZM48 248V247H47ZM46 248V249H47ZM193 248V247H192ZM191 248V249H192ZM58 250V249H57ZM42 251V250H41ZM27 252V251H26ZM25 252V253H26ZM35 252V251H34ZM207 252V251H206ZM211 252V251H210ZM218 252V251H217ZM32 253V252H31ZM38 253V252H37ZM227 253V252H226ZM258 253V252H257ZM256 253V254H257ZM196 254V253H195ZM208 254H209V252H208ZM39 255V254H38ZM170 255H171V253H170ZM224 255V254H223ZM255 255V254H254ZM27 256V255H26ZM41 256V255H40ZM45 256V255H44ZM206 256V255H205ZM255 256H257V255H255ZM217 257V256H216ZM259 257V256H258ZM2 258V257H1ZM12 258V257H11ZM209 258V257H208ZM210 258H211V256H210ZM214 258V257H213ZM121 259H122V253H118V252H116L114 255H112V257H110L108 260H107V262H106V264H117L118 263V261H121ZM212 259V258H211ZM246 259V258H245ZM256 259V258H255ZM254 259V260H255ZM259 259V258H258ZM261 259H263V260H260V262L259 263H252V262H246L245 264H264V257L263 258H261ZM41 260H43V259H41ZM40 260V261H41ZM133 260V259H132ZM137 260V259H136ZM11 261V260H10ZM26 261V260H25ZM58 261V260H57ZM215 261H216V263L215 264H230V259H228V258H225V257H220V260H217V259H215ZM8 262V261H7ZM130 262V261H129ZM255 262H256V260H255ZM44 264V263H43ZM105 264V263H104Z\"/></svg>", "mask_w": 264, "mask_h": 264}]
</instances>
